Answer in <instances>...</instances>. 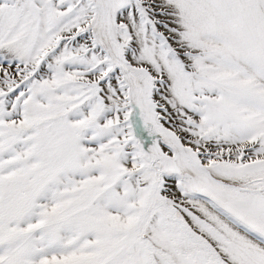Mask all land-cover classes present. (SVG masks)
Returning a JSON list of instances; mask_svg holds the SVG:
<instances>
[{
    "label": "snow or ice",
    "instance_id": "6c2138e0",
    "mask_svg": "<svg viewBox=\"0 0 264 264\" xmlns=\"http://www.w3.org/2000/svg\"><path fill=\"white\" fill-rule=\"evenodd\" d=\"M0 264H264V0H0Z\"/></svg>",
    "mask_w": 264,
    "mask_h": 264
}]
</instances>
